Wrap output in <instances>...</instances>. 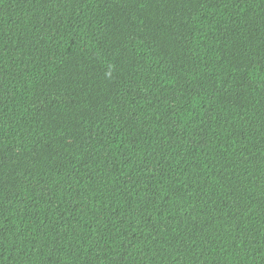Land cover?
<instances>
[{"label":"trees","instance_id":"obj_1","mask_svg":"<svg viewBox=\"0 0 264 264\" xmlns=\"http://www.w3.org/2000/svg\"><path fill=\"white\" fill-rule=\"evenodd\" d=\"M0 264H264V0H0Z\"/></svg>","mask_w":264,"mask_h":264}]
</instances>
